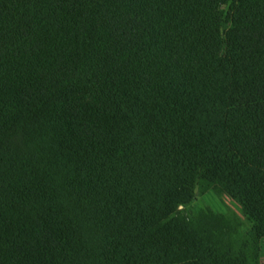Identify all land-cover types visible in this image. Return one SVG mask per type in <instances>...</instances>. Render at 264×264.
Masks as SVG:
<instances>
[{
    "label": "trees",
    "instance_id": "16d2710c",
    "mask_svg": "<svg viewBox=\"0 0 264 264\" xmlns=\"http://www.w3.org/2000/svg\"><path fill=\"white\" fill-rule=\"evenodd\" d=\"M209 190L241 219L186 216ZM263 239L264 0H0V264H262Z\"/></svg>",
    "mask_w": 264,
    "mask_h": 264
},
{
    "label": "rangeland",
    "instance_id": "374dc122",
    "mask_svg": "<svg viewBox=\"0 0 264 264\" xmlns=\"http://www.w3.org/2000/svg\"><path fill=\"white\" fill-rule=\"evenodd\" d=\"M182 207V206H181ZM213 210L218 213L225 214L230 218L241 219V211L239 205L227 196H220L213 190L205 192L203 195L196 193L191 204L185 208V215L193 218L205 215L206 211ZM262 264H264V239L262 240Z\"/></svg>",
    "mask_w": 264,
    "mask_h": 264
}]
</instances>
